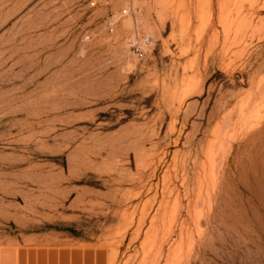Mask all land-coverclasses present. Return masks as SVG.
<instances>
[{"label": "rangeland", "instance_id": "1", "mask_svg": "<svg viewBox=\"0 0 264 264\" xmlns=\"http://www.w3.org/2000/svg\"><path fill=\"white\" fill-rule=\"evenodd\" d=\"M0 264H264V0H0Z\"/></svg>", "mask_w": 264, "mask_h": 264}, {"label": "built area", "instance_id": "2", "mask_svg": "<svg viewBox=\"0 0 264 264\" xmlns=\"http://www.w3.org/2000/svg\"><path fill=\"white\" fill-rule=\"evenodd\" d=\"M135 10L132 7H129L123 12V15L135 14ZM115 23H109V30L113 32ZM129 44L132 53L139 61H144L149 55L152 48L151 38L148 36H142L141 32L136 28L134 35L129 39Z\"/></svg>", "mask_w": 264, "mask_h": 264}]
</instances>
